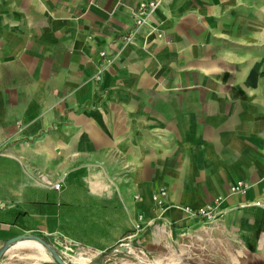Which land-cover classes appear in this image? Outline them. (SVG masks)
<instances>
[{
	"label": "crops",
	"instance_id": "1",
	"mask_svg": "<svg viewBox=\"0 0 264 264\" xmlns=\"http://www.w3.org/2000/svg\"><path fill=\"white\" fill-rule=\"evenodd\" d=\"M146 1L0 0V251L65 237L264 264V73L237 55L252 0H163L136 27ZM15 245L0 264H28Z\"/></svg>",
	"mask_w": 264,
	"mask_h": 264
},
{
	"label": "rangeland",
	"instance_id": "2",
	"mask_svg": "<svg viewBox=\"0 0 264 264\" xmlns=\"http://www.w3.org/2000/svg\"><path fill=\"white\" fill-rule=\"evenodd\" d=\"M244 7L248 11L246 13H251L253 16L252 20H248V23L251 24H248V26H251V30L253 31V35L250 38L252 41V46L251 49H247V52L245 54H243L244 52L242 51V49L239 50L238 48L237 55L238 59H240V56H245V60L252 61V68L248 72L250 76L256 77L259 74L262 75L261 72L264 73V68L261 69V63L264 62V0H252L251 4L245 5ZM237 13L240 14L244 12ZM127 243V241L122 242V245L118 246L107 254L95 255L89 252L87 257L79 256L78 258L83 257L91 259V263L81 259L82 261L79 264H170V262H172V259H175L178 262L183 261L179 253L175 254L172 251L162 249L161 254L158 255L155 253H148L145 250L138 248L137 246H130V244ZM48 245L53 248L50 244ZM15 250L18 249H12L10 253H13ZM45 251L49 256L50 261H53L49 251L46 249ZM27 253L30 255L33 253V251L29 252L28 249H24V254ZM201 256L205 255L202 254ZM31 261L32 260L30 258L24 260V262L28 263H30ZM39 261L41 262V260H36L33 262L34 264H36L39 263ZM193 261L197 262V257H194Z\"/></svg>",
	"mask_w": 264,
	"mask_h": 264
},
{
	"label": "built area",
	"instance_id": "3",
	"mask_svg": "<svg viewBox=\"0 0 264 264\" xmlns=\"http://www.w3.org/2000/svg\"><path fill=\"white\" fill-rule=\"evenodd\" d=\"M163 0H149L146 2H142L139 4V16L134 18L136 27H142L148 25V20L155 13V11L161 6ZM130 40L129 36H124L122 41L124 44H127ZM100 58L102 59V65L99 67L97 73L94 75V79L99 81L101 78V74L107 70L110 65L116 60L117 54H109L104 51L100 52ZM58 188V184L55 186ZM245 185L243 182H239L234 186H230V191L232 193H240L244 192ZM165 196V191L160 190L156 194L152 196V201L160 204L161 197ZM256 205H259L258 203ZM196 215L202 218L205 221H214L218 217H220V212L217 211L214 207L206 206L196 212ZM53 248L58 252L60 258L66 264H77L74 260L82 259L91 263V259L83 258L87 257L89 252L81 247L79 244L73 243L71 240H68L65 237H56L53 239ZM131 249V248H129ZM79 256H83L82 258H78ZM86 264V263H84Z\"/></svg>",
	"mask_w": 264,
	"mask_h": 264
},
{
	"label": "bare ground",
	"instance_id": "4",
	"mask_svg": "<svg viewBox=\"0 0 264 264\" xmlns=\"http://www.w3.org/2000/svg\"><path fill=\"white\" fill-rule=\"evenodd\" d=\"M30 249L33 251L32 254L26 255L25 258H30L32 261L28 264H34L33 261L36 260H50L49 256L46 254L45 248L40 244L39 242L35 240H25V241H20L13 249ZM75 263L79 264L82 260L81 259H76L74 260ZM40 262V261H39Z\"/></svg>",
	"mask_w": 264,
	"mask_h": 264
},
{
	"label": "water",
	"instance_id": "5",
	"mask_svg": "<svg viewBox=\"0 0 264 264\" xmlns=\"http://www.w3.org/2000/svg\"><path fill=\"white\" fill-rule=\"evenodd\" d=\"M19 240H35L37 242H39L40 244H42V246L49 251L50 256L52 257L53 261L56 264H66L62 258H60L59 254L53 249L51 248L47 243H45L42 239L36 237V236H32V237H20V238H16L13 239L9 242L6 243V245L1 249L0 251V257L2 255H4L9 249H11L17 242H19Z\"/></svg>",
	"mask_w": 264,
	"mask_h": 264
}]
</instances>
